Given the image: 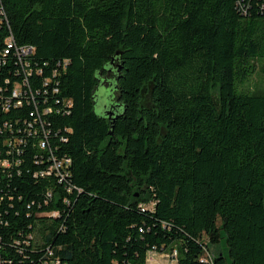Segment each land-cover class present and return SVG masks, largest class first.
Returning a JSON list of instances; mask_svg holds the SVG:
<instances>
[{"label": "trees", "instance_id": "16d2710c", "mask_svg": "<svg viewBox=\"0 0 264 264\" xmlns=\"http://www.w3.org/2000/svg\"><path fill=\"white\" fill-rule=\"evenodd\" d=\"M263 6L0 0L1 263L264 264Z\"/></svg>", "mask_w": 264, "mask_h": 264}, {"label": "rangeland", "instance_id": "374dc122", "mask_svg": "<svg viewBox=\"0 0 264 264\" xmlns=\"http://www.w3.org/2000/svg\"><path fill=\"white\" fill-rule=\"evenodd\" d=\"M112 77H109L108 79L105 78V80L103 81V84L101 85L100 89L97 92V97H101L102 102H104V100L106 101L109 98L110 102L116 103V100H114V91L112 90L113 85V81H112ZM262 83V77L260 75V73L256 72L248 81V83L246 84L245 87L248 88H255L256 85H260ZM96 111L98 113H102L103 108L102 105H98V103L96 104ZM205 240H207L205 238ZM213 251V248H212Z\"/></svg>", "mask_w": 264, "mask_h": 264}, {"label": "built area", "instance_id": "2783aa9c", "mask_svg": "<svg viewBox=\"0 0 264 264\" xmlns=\"http://www.w3.org/2000/svg\"><path fill=\"white\" fill-rule=\"evenodd\" d=\"M264 8V6H263ZM33 52V48H26V49H23V54H30ZM20 94V89L19 88H16L15 91H14V96L15 97H18V95ZM18 104H21V102H18ZM9 107V105H8ZM42 146L44 147L45 144L42 143ZM71 163V160L69 158L67 159H64V160H61V161H54V165L52 166V168H50V171L49 173H51L52 171H58L60 172L61 169H63L65 166H69ZM4 164H7V162H4ZM153 251H151L148 255V261H151L152 260V256H153ZM177 255V252L174 253V257ZM212 260V259H210ZM0 264L1 263V260H0Z\"/></svg>", "mask_w": 264, "mask_h": 264}, {"label": "crops", "instance_id": "0c3cea01", "mask_svg": "<svg viewBox=\"0 0 264 264\" xmlns=\"http://www.w3.org/2000/svg\"><path fill=\"white\" fill-rule=\"evenodd\" d=\"M147 264H176V262L168 253L158 251L153 253L152 260Z\"/></svg>", "mask_w": 264, "mask_h": 264}, {"label": "water", "instance_id": "95a60500", "mask_svg": "<svg viewBox=\"0 0 264 264\" xmlns=\"http://www.w3.org/2000/svg\"><path fill=\"white\" fill-rule=\"evenodd\" d=\"M105 80V79H104ZM103 84V83H102ZM101 84V85H102ZM113 85H114V83H113ZM114 87H116L115 85L112 87V89L114 88ZM98 91V90H97ZM103 103H109V105H111L110 106V109H108L109 111H107V113L106 112H104V113H106L107 114V116H109L110 117V120L112 121V122H114L117 118H118V116H119V113H116L115 112V107H114V103L113 102H110L109 101V98L105 101L104 100V102ZM96 104H97V94H96ZM112 108L114 109V111H112ZM103 114V113H102ZM103 115H105V114H103ZM106 116V115H105Z\"/></svg>", "mask_w": 264, "mask_h": 264}, {"label": "flooded vegetation", "instance_id": "af4514ba", "mask_svg": "<svg viewBox=\"0 0 264 264\" xmlns=\"http://www.w3.org/2000/svg\"><path fill=\"white\" fill-rule=\"evenodd\" d=\"M105 76H107V75H105ZM103 81H104V77H102V80H101V82H100V85L103 83ZM100 85H99V87H98V90H99L100 87H101ZM97 92H98V91H97ZM97 103H98V105H102V108H103L102 113L105 114L106 117H108V118L110 119V117L107 116L106 113H107V111H109L108 109H110V106H111V105H109V103H103L101 97H97ZM112 111H114L113 108H112ZM115 111H116V110H115ZM104 112H106V113H104Z\"/></svg>", "mask_w": 264, "mask_h": 264}]
</instances>
